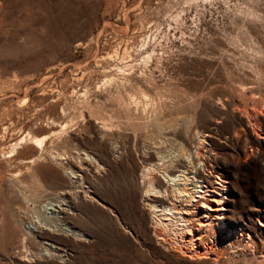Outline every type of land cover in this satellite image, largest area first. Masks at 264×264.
<instances>
[{"label": "rangeland", "instance_id": "374dc122", "mask_svg": "<svg viewBox=\"0 0 264 264\" xmlns=\"http://www.w3.org/2000/svg\"><path fill=\"white\" fill-rule=\"evenodd\" d=\"M263 132L264 0H0V264H264ZM197 138L219 210L191 205L181 238L139 175ZM83 152L100 169L68 223Z\"/></svg>", "mask_w": 264, "mask_h": 264}, {"label": "bare ground", "instance_id": "6f19581e", "mask_svg": "<svg viewBox=\"0 0 264 264\" xmlns=\"http://www.w3.org/2000/svg\"><path fill=\"white\" fill-rule=\"evenodd\" d=\"M119 103H121L120 104L121 106H126L125 105L126 103L123 100H120ZM170 121H171V119H170ZM170 121H169V124L172 123ZM158 122H159V120H158ZM158 122L156 121L154 123V126L156 127L155 130L159 131L162 128V124H160ZM165 123H163V124H165ZM102 124L106 125L105 123H102ZM169 124H167V125H169ZM174 125H175V122H174ZM170 126H172V125H170ZM163 127H164V125H163ZM171 128L173 129V127H171ZM165 132H167V131L165 130ZM169 133H171V132H168V134ZM179 135H181V134H179ZM28 139H30L34 145L41 146L43 144L44 139H46V138H36V137L29 136ZM186 141H190V140L188 139ZM202 141L203 140H201V139L197 140L196 145L193 146L194 147L193 151H189V149H190L189 147L191 146L190 144H189L190 146H188L189 149L185 148V147L181 148L180 155L177 156L175 159L173 158L169 161L160 160L162 162H160V163L156 162L153 164H149L147 162V164H146L147 168H144V170H142L141 174L139 175L142 182H145V185H147L146 190L144 191V194L142 196L144 197V200H147V202H146L147 207L151 211V213L153 214V223L155 225L160 224V225L166 227L167 223L171 222V224H172L174 222L175 226L177 228L176 231L181 235V238H183L184 235H190V236L193 235L192 230H191L193 227L192 222H191V219H192L191 218V216H192L191 210H190L191 205L198 206V204H199V207L204 209L203 217H208V215L206 213H208L209 211L219 210V209L213 208L210 204L201 200V199H207L210 202L219 203V199H217L216 197H213L210 194V192H215V190L208 188V186L204 183V180L202 179L203 176L201 177V175H200V172L202 170H204V171L206 170V172L208 171L207 168L204 169V163L199 164L200 161L198 160V156H199L198 155L199 154L198 153V147L201 145ZM185 142L183 144H185ZM203 145H201V146H203ZM81 154H82V158H81V156L80 157L78 156V158L80 159L78 161L79 164H77V165L73 164V163H71V160L67 162L69 164L68 166L70 168L69 169V175L70 176H68L67 185L63 187V189H64L63 192L60 193L67 200V204L64 203L66 205V208L60 207V212L62 214L61 217L68 223L72 219H74L73 217H74V215H76V213L75 214L73 213V210H75L76 209L75 207H77L76 205L77 204L78 205L83 204L85 202V200L89 199V197H90L83 190L86 188V186H83L84 183L88 184V180L85 176L84 171L82 170V167L84 164L83 162L86 160H89V161L95 163L96 168L100 169L99 164H97V162H95L96 159L92 158L89 154H87L85 152H83ZM152 155H149L148 157H146L145 161H149V160L151 161V158L153 160L154 156L152 157ZM183 156H184V159H182ZM75 158H77V157H75ZM72 159H73V157H72ZM83 159H85V160H83ZM200 166H202V167H200ZM208 173H210V172L208 171ZM201 174H202V172H201ZM73 192H74V195L72 194ZM222 209L223 208L221 207L220 210H222ZM220 219H221L220 215H215V217H214L215 221L214 222L217 221V224H220V222L218 221ZM211 223H212V221H208L207 224L206 223L203 224L201 222H198L197 223V226H198L197 230L204 231L205 227H208V226H210L209 229H211ZM33 229L35 231L34 233H35L36 237H38V238H43L45 235L48 236L51 234H55V235L66 234V235L74 236L75 238L81 235V233H79L80 231L74 229L73 227L71 229H67L65 227H60L59 229H56V230H52V229L47 230V228L36 229L35 227ZM50 231H52V232H50ZM60 231H63L64 233H62ZM48 237H50V236H48ZM53 239H56V238H53ZM195 240H200V237H196ZM42 244H43L42 248L46 251H51L53 253L60 251V250H58L57 247H53L48 242H42ZM51 248L54 249V251H52ZM48 255H50V254H48ZM54 255L55 254H53V256Z\"/></svg>", "mask_w": 264, "mask_h": 264}, {"label": "built area", "instance_id": "2783aa9c", "mask_svg": "<svg viewBox=\"0 0 264 264\" xmlns=\"http://www.w3.org/2000/svg\"><path fill=\"white\" fill-rule=\"evenodd\" d=\"M263 134H264V132H263Z\"/></svg>", "mask_w": 264, "mask_h": 264}]
</instances>
